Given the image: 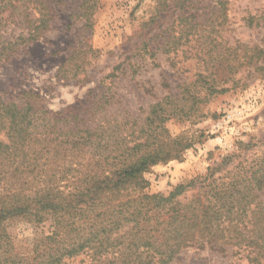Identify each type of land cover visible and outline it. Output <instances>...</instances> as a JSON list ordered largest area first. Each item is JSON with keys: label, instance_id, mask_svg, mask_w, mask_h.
<instances>
[{"label": "rangeland", "instance_id": "obj_1", "mask_svg": "<svg viewBox=\"0 0 264 264\" xmlns=\"http://www.w3.org/2000/svg\"><path fill=\"white\" fill-rule=\"evenodd\" d=\"M45 1L48 29L36 40L17 41L0 61L2 102L68 116L67 125L74 124L69 117L75 114L79 126L118 127L125 137L128 128L141 127L151 105L167 95L180 99L183 114L163 127L188 147L177 160L143 175L148 194L167 196L174 186L205 176L207 168L225 163L218 174L224 175L261 156L264 71L256 67L264 69V63H245L249 50H264V0H94L89 26L80 17L82 0ZM27 32L15 22L0 32V41L27 39ZM231 48L236 58L210 66L213 52L225 56ZM227 64L243 66L230 73ZM211 80L213 88L225 91L209 94ZM184 90L197 91L199 102L192 104ZM241 142L255 147L240 151ZM259 200L264 204V190ZM7 231L25 254L42 227L13 223ZM232 255L230 249L191 247L171 264H248L245 254Z\"/></svg>", "mask_w": 264, "mask_h": 264}, {"label": "trees", "instance_id": "obj_2", "mask_svg": "<svg viewBox=\"0 0 264 264\" xmlns=\"http://www.w3.org/2000/svg\"><path fill=\"white\" fill-rule=\"evenodd\" d=\"M94 7V0L81 1L86 26ZM48 12L45 0H0V32L15 22L28 30L27 39L0 41V61L17 41L36 40L48 29ZM249 53L246 66H256L254 60L264 63L263 49ZM225 56L213 52L210 66L236 58L235 48ZM242 66L226 65L229 72ZM211 81L209 94L225 91L213 88L216 81ZM162 85L168 88L166 82ZM182 93L192 104L199 102L197 91ZM180 102L163 97L148 108L141 127L128 128L129 135L122 137L118 127L79 126L75 114H69L74 124L67 125L68 116L59 119L62 114L0 100V264L77 259L80 264H171L191 247L220 253L230 249L234 256L245 254L248 264H264V204L259 200L264 143L260 157L238 164L233 173L218 175L222 163L174 186L167 196L145 193L143 175L159 163L177 160L188 147L163 127L183 114ZM253 147L251 142L239 144L244 152ZM191 190L195 192L185 199ZM13 223L42 227L25 254L14 248L7 231Z\"/></svg>", "mask_w": 264, "mask_h": 264}]
</instances>
